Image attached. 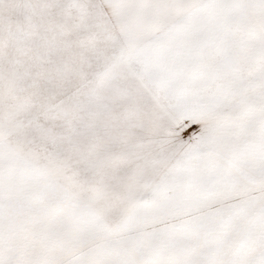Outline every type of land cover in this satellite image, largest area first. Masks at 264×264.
<instances>
[{"label": "snow or ice", "instance_id": "6c2138e0", "mask_svg": "<svg viewBox=\"0 0 264 264\" xmlns=\"http://www.w3.org/2000/svg\"><path fill=\"white\" fill-rule=\"evenodd\" d=\"M0 264H264V0H0Z\"/></svg>", "mask_w": 264, "mask_h": 264}]
</instances>
